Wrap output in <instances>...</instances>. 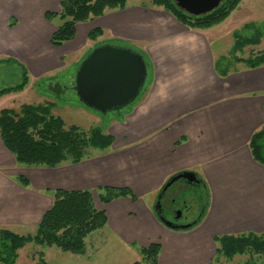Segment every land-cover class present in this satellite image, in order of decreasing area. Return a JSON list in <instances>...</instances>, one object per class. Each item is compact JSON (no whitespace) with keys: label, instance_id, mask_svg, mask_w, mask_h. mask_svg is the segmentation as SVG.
Returning <instances> with one entry per match:
<instances>
[{"label":"crops","instance_id":"0c3cea01","mask_svg":"<svg viewBox=\"0 0 264 264\" xmlns=\"http://www.w3.org/2000/svg\"><path fill=\"white\" fill-rule=\"evenodd\" d=\"M59 2L16 0L10 18L0 24L8 37L0 42L1 69L15 62L44 82L67 67L76 71L93 48L113 42L142 53L150 81L109 127L112 145L89 149L77 164L20 166L0 138V230L34 233L52 205V192L64 190L91 192L95 208L107 219L95 232L119 241L109 248L139 254L158 243V264H210L216 238L263 233L264 164L254 160L249 147L264 127V62L258 61L264 56L262 7L240 1L222 23L229 37L224 51L225 36L216 35L222 24L191 29L162 8L129 0L122 10L76 24L74 39L56 48L49 41L61 22L53 24L57 18L48 21L45 14L59 13ZM12 17L15 25L9 24ZM94 29L102 35L91 41ZM56 88L67 86L56 83ZM183 172L196 176L208 203L200 221L181 231L164 226L155 206L163 186ZM19 176L28 180L27 187L18 183ZM103 187L127 188L135 198L102 204L98 191ZM95 232L86 237L82 254L69 255L80 264H113L101 254L107 242L95 239L88 246ZM131 259L129 264L136 262Z\"/></svg>","mask_w":264,"mask_h":264},{"label":"trees","instance_id":"16d2710c","mask_svg":"<svg viewBox=\"0 0 264 264\" xmlns=\"http://www.w3.org/2000/svg\"><path fill=\"white\" fill-rule=\"evenodd\" d=\"M240 1L225 0L212 12L190 16L172 0H150L152 5L163 8L179 23L198 30L209 29L221 23ZM126 3L127 0H60L59 13L45 14L46 20L57 18L61 22L51 35L49 44L61 47L74 39L76 24L101 17L106 10H122ZM101 35V29H94L89 32L88 39L95 41ZM121 46L128 47L125 44ZM258 61L264 62V56ZM28 83V72L23 68L21 82L0 89V98L20 93ZM52 106L51 103L22 104L17 109L0 110V138L18 165L55 168L63 163L77 164L86 158L89 149L102 151L112 145L113 138L98 128L87 132L75 126L66 128L64 121L52 114ZM249 147L254 160L264 164V127L254 133ZM17 181L24 187L29 185L23 176L17 177ZM52 198L51 207L43 214L33 235H18L9 230H0V264H16L18 251L30 243L54 247L62 253L80 255L84 252L86 237L105 227L106 215L104 211L95 208L90 191L56 190L52 192ZM119 198L135 197L127 188L103 187L98 191V200L102 204ZM202 216L203 213L198 222ZM215 242L218 245L215 257L222 256L226 260L244 254H264V232L259 235L222 236L216 238ZM160 249L158 243L140 248L141 260L133 264H158ZM41 264H45V261Z\"/></svg>","mask_w":264,"mask_h":264},{"label":"rangeland","instance_id":"374dc122","mask_svg":"<svg viewBox=\"0 0 264 264\" xmlns=\"http://www.w3.org/2000/svg\"><path fill=\"white\" fill-rule=\"evenodd\" d=\"M224 1L225 0H208V5H206L208 11L212 12L216 10ZM252 1L254 2V4L256 3V7H262V11L264 12V0ZM128 3H130L131 5L143 4L147 7H157L152 5L150 0H129ZM56 4H58L57 1ZM181 6L184 7V4H181ZM10 7H17L16 0H0V24L4 20L6 21L8 18H10ZM180 10L184 11L183 9ZM224 21L225 20H223L219 24H222ZM55 23L60 24V21L58 19H55V22L53 21V24ZM9 24H16L14 17L10 19ZM220 27L222 28L219 29L216 35L224 37L225 26L223 27L222 24ZM0 31V42L8 40V37L6 36L7 34H3L1 29ZM15 36L17 37V35H13L11 38L13 39ZM105 36L110 37L111 35ZM228 38V36H225L224 38L221 37L222 42L220 45L223 51L227 46ZM109 43L114 44L113 42ZM131 49L134 50L133 48ZM140 54L142 55V53ZM66 60L67 59H65V61ZM22 69V66L16 64L15 62H9V64H5L2 69L0 68V89L18 85L22 79ZM75 73L76 71H74L73 66L67 67L65 69H62L61 71H58L55 74V77L53 79H50V81L46 83L43 81H38V78L34 75H29V83L23 89V91L17 94H11L0 98V110L4 108L17 109L22 104L37 105L51 103L53 105L52 114L54 116L60 117L64 121L66 128L75 126L85 132L90 131L94 128H98L104 134H107L112 122L117 120L120 114L124 115L129 110L130 106L135 104L138 99L142 97L146 86L150 81V77L148 74V76L146 77L145 85L140 95L131 105L121 109L120 112H108L106 115H101L84 107L78 101L74 91L72 90V87L69 88L68 84L70 83V81L73 83ZM50 83L53 84L49 85ZM56 83L65 88L67 86L68 89L58 90L56 88ZM181 184V182L174 183L161 197L159 202L161 208L160 216H162L164 220L170 224L174 223L176 225H185L188 224L187 222H193L194 220H196V222H194L196 224L202 213L206 209L208 203L207 193L202 188L197 189L195 187H187L186 185ZM181 186L184 188H182ZM178 188H182L180 192H178ZM177 214H179L180 217H177ZM195 224L192 223V225L188 227V229ZM34 233L30 232L24 235H33ZM109 238L113 239V237H111L108 232H95L88 238L87 244L89 246L95 241V239H99L98 241L102 240L107 242L105 244H108V246H106L101 251V254L104 256L105 262L110 260L113 262V264H129L133 256L134 261L136 260V262H138L141 260L138 252H129L123 247L118 249L117 246L113 249L109 248V245H111V243L119 244L118 240L115 242H109ZM42 261H46L47 264H74L76 262V264L81 263L80 260H77V258L70 256L69 253H62L54 247L48 248L30 243L27 244L23 249L18 251L16 264H41ZM210 264H264V254H244L241 256H235L231 260H226L222 256H216L213 258Z\"/></svg>","mask_w":264,"mask_h":264},{"label":"water","instance_id":"95a60500","mask_svg":"<svg viewBox=\"0 0 264 264\" xmlns=\"http://www.w3.org/2000/svg\"><path fill=\"white\" fill-rule=\"evenodd\" d=\"M172 1L191 16L209 13L206 6L208 0ZM147 66L143 56L130 47L117 44L99 45L81 61L71 87L78 101L87 109L101 115L120 112L140 95L148 75ZM176 182L187 187L200 188V182L194 174L183 172L173 176L161 191L165 192ZM160 199L161 196L158 197L157 207H160ZM159 220L167 228L171 227L162 216Z\"/></svg>","mask_w":264,"mask_h":264},{"label":"flooded vegetation","instance_id":"af4514ba","mask_svg":"<svg viewBox=\"0 0 264 264\" xmlns=\"http://www.w3.org/2000/svg\"><path fill=\"white\" fill-rule=\"evenodd\" d=\"M182 185V184H181ZM200 186V188H201V185H199ZM182 187V186H181ZM182 188H184V187H182ZM182 188H178V192H180L181 191V189ZM169 189V188H168ZM167 189V190H168ZM162 190V189H161ZM166 190V191H167ZM166 191L165 192H162V191H160L159 192V195H158V197L159 196H163L165 193H166ZM157 202H158V200H157ZM156 205H157V203H156ZM156 211L158 212V214L160 215L161 214V208L160 207H157L156 206ZM178 216V215H177ZM180 217V216H179ZM194 222H196V220H194L193 222L191 221V222H187L188 224H185V225H176V224H171V227H170V229H173V230H186V229H188V227H190L191 225H192V223L193 224H195ZM193 227V226H192ZM191 227V228H192ZM190 229V228H189Z\"/></svg>","mask_w":264,"mask_h":264}]
</instances>
